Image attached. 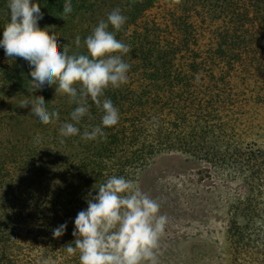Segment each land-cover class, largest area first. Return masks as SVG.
Wrapping results in <instances>:
<instances>
[{"label": "trees", "instance_id": "obj_1", "mask_svg": "<svg viewBox=\"0 0 264 264\" xmlns=\"http://www.w3.org/2000/svg\"><path fill=\"white\" fill-rule=\"evenodd\" d=\"M33 2L43 13L39 26H54L70 56L86 52L75 37L83 43L119 7L128 19L116 38L131 46L123 56L131 68L127 84L105 92L120 115L104 128L107 139H81L101 124L91 101V117L76 125L80 135L62 138L60 125L74 123L76 105L55 95V85L34 90L29 64L0 47V264H79V253L63 247L75 239L89 194H98L93 186L113 175L137 183L158 158L177 152L246 175L244 198L230 209L231 264H264V0H71L66 19L65 0ZM7 5L0 0V39ZM31 96H43L59 121L44 125L31 105L21 108ZM237 130L260 146L237 145Z\"/></svg>", "mask_w": 264, "mask_h": 264}, {"label": "clouds", "instance_id": "obj_2", "mask_svg": "<svg viewBox=\"0 0 264 264\" xmlns=\"http://www.w3.org/2000/svg\"><path fill=\"white\" fill-rule=\"evenodd\" d=\"M7 6L10 19L0 39L5 56L11 60L21 58L29 64L34 90L55 85V95H66L68 103L76 105L70 113L74 123H62L59 135L62 138L80 135L76 125L82 118L91 117V101L102 113L101 124L90 131L85 128L81 139H107L104 128L117 125L120 115L105 92L110 87L118 89L127 84L131 68L123 59L131 46L116 38L128 18L119 7L114 8L83 43L79 35L75 37L76 48L83 47L86 52L70 56L66 45L62 50L58 47V35L51 31L54 26H39L43 13L38 3L8 0ZM72 11L71 0H65L60 18L66 19ZM29 105L30 114L44 125H54L60 119L58 111L48 109L43 96L26 97L21 102V108ZM42 139L39 134L35 137L37 144ZM93 188L98 189V194L90 193L87 208L77 213L72 233L75 239L63 247L66 253L78 252L79 264H158L160 241L169 223L167 215L160 213V204L143 192L134 179L124 176L113 175ZM66 227L65 223L53 229V238L61 237Z\"/></svg>", "mask_w": 264, "mask_h": 264}, {"label": "rangeland", "instance_id": "obj_3", "mask_svg": "<svg viewBox=\"0 0 264 264\" xmlns=\"http://www.w3.org/2000/svg\"><path fill=\"white\" fill-rule=\"evenodd\" d=\"M242 134L245 138L239 142ZM232 137L245 148L260 146L246 131L237 130ZM245 178L228 166L195 161L178 152L166 153L147 167L137 184L169 218L158 264H231L230 209L244 198Z\"/></svg>", "mask_w": 264, "mask_h": 264}]
</instances>
